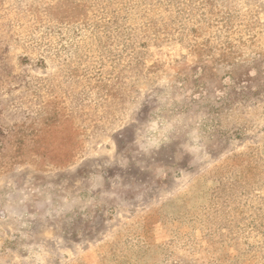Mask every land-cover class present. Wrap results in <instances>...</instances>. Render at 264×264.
Segmentation results:
<instances>
[{"label":"rangeland","instance_id":"rangeland-1","mask_svg":"<svg viewBox=\"0 0 264 264\" xmlns=\"http://www.w3.org/2000/svg\"><path fill=\"white\" fill-rule=\"evenodd\" d=\"M0 264H264V0H0Z\"/></svg>","mask_w":264,"mask_h":264}]
</instances>
